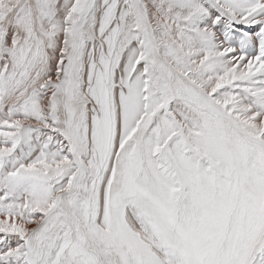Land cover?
Returning <instances> with one entry per match:
<instances>
[{
  "label": "snow or ice",
  "instance_id": "snow-or-ice-1",
  "mask_svg": "<svg viewBox=\"0 0 264 264\" xmlns=\"http://www.w3.org/2000/svg\"><path fill=\"white\" fill-rule=\"evenodd\" d=\"M0 264H264V0H0Z\"/></svg>",
  "mask_w": 264,
  "mask_h": 264
}]
</instances>
